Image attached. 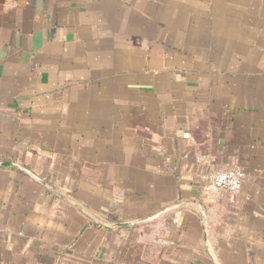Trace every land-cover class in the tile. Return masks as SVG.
I'll return each instance as SVG.
<instances>
[{
  "label": "crops",
  "instance_id": "obj_1",
  "mask_svg": "<svg viewBox=\"0 0 264 264\" xmlns=\"http://www.w3.org/2000/svg\"><path fill=\"white\" fill-rule=\"evenodd\" d=\"M3 162L0 264H264V0H0Z\"/></svg>",
  "mask_w": 264,
  "mask_h": 264
},
{
  "label": "built area",
  "instance_id": "obj_2",
  "mask_svg": "<svg viewBox=\"0 0 264 264\" xmlns=\"http://www.w3.org/2000/svg\"><path fill=\"white\" fill-rule=\"evenodd\" d=\"M244 174L237 168L228 169L213 175L210 188L214 193L235 194L241 191Z\"/></svg>",
  "mask_w": 264,
  "mask_h": 264
},
{
  "label": "water",
  "instance_id": "obj_3",
  "mask_svg": "<svg viewBox=\"0 0 264 264\" xmlns=\"http://www.w3.org/2000/svg\"><path fill=\"white\" fill-rule=\"evenodd\" d=\"M0 167H12V168L20 169V170H22L23 172L28 173L27 170H25V169L19 167L18 165L13 164V163L3 162V163H0ZM37 180H38V179H37ZM39 182L42 183V181H40V180H39Z\"/></svg>",
  "mask_w": 264,
  "mask_h": 264
}]
</instances>
